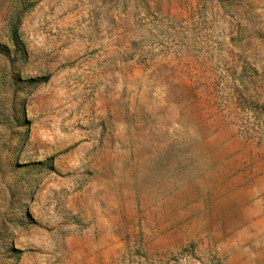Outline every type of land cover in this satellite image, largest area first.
I'll return each instance as SVG.
<instances>
[{
  "label": "rangeland",
  "instance_id": "obj_1",
  "mask_svg": "<svg viewBox=\"0 0 264 264\" xmlns=\"http://www.w3.org/2000/svg\"><path fill=\"white\" fill-rule=\"evenodd\" d=\"M17 1L0 264H264V0Z\"/></svg>",
  "mask_w": 264,
  "mask_h": 264
},
{
  "label": "trees",
  "instance_id": "obj_2",
  "mask_svg": "<svg viewBox=\"0 0 264 264\" xmlns=\"http://www.w3.org/2000/svg\"><path fill=\"white\" fill-rule=\"evenodd\" d=\"M36 3L31 0H18L17 5L9 11L8 15V31L9 37L17 51L21 53V57L25 58L27 56V52L24 49V45L21 39L20 28L23 21V18L26 16L28 12H30L33 8H35ZM4 47L0 43V48ZM50 76H44L41 78L31 79L30 82L34 87L45 84L49 81Z\"/></svg>",
  "mask_w": 264,
  "mask_h": 264
}]
</instances>
